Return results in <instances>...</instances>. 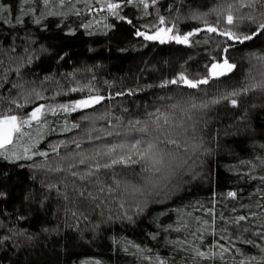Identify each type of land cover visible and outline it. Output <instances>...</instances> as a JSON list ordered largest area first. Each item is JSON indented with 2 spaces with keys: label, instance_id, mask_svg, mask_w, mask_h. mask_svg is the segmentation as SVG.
Returning a JSON list of instances; mask_svg holds the SVG:
<instances>
[{
  "label": "snow or ice",
  "instance_id": "1",
  "mask_svg": "<svg viewBox=\"0 0 264 264\" xmlns=\"http://www.w3.org/2000/svg\"><path fill=\"white\" fill-rule=\"evenodd\" d=\"M160 4L161 0H14L13 11L8 0L0 3V26L7 29L0 31V57H6L10 62L5 67V60L0 58V158L13 164L27 160L31 162L28 167L60 174L57 183L44 186L45 191H55L65 201L75 199L91 203L94 210L111 204L119 210L115 219L128 222H135V218L151 204L163 203L161 194L169 196L197 179L200 174L192 164L199 160L198 154H211L203 147V140H197L201 121L207 123L206 117L218 106L239 109L243 97L254 93L264 95V51H250L239 61L232 56L240 48H251L258 41L264 42V0H212L202 6L206 11L192 10L186 16L174 13H179L182 7L189 8L187 4L174 0L173 4L167 5V14L158 10ZM129 6L138 8L144 17H151L155 22L137 27L132 18L122 14ZM6 16H11V20ZM69 16L93 17L79 25L84 29L112 17L132 26L135 37L161 45L193 48L201 43L219 42L215 45V55L208 53V61L200 75L180 71L158 84L115 90V85L107 81L105 88L98 87L93 82L94 75L78 78L76 73H68L66 79L70 78L72 86L61 84L50 76L33 86L32 81L25 79L23 70L33 63L34 57L29 48L15 44L20 37L12 34L13 30L28 21L47 30L50 18H59L57 27L61 24L67 27L65 18ZM182 16L184 20L198 22L197 26L182 31ZM103 26L109 29L115 28L116 24ZM76 30L69 28L67 35H75ZM92 34L88 32V35ZM202 34L204 38L199 39ZM31 42V34L26 33L24 43ZM91 71L84 69L85 73ZM238 72L242 75L237 84L218 90L216 95L203 87L231 80ZM79 79L88 82L80 84ZM150 88L172 90L177 93L176 99L164 106L166 101L174 98L156 97L154 102L162 107L152 111L145 108L142 117L138 114L127 119L129 109L120 107L119 98L131 97L137 90ZM185 89L191 91L185 92ZM46 92H52V95L46 96ZM71 93L82 95L65 102H48ZM114 108L121 114L114 115ZM74 113L79 114V121L69 123L67 116ZM62 114H66L65 118L57 127ZM49 116L57 119L50 120ZM97 121L105 122L104 126L97 128ZM74 131L76 138L61 139L46 150L38 148L52 133ZM69 144L74 147L68 148ZM193 156H196L195 160ZM36 157L44 159L38 161ZM190 160L192 164H189ZM241 163L256 167L251 161ZM259 163L264 168V157L259 158ZM18 166L25 167L24 164ZM129 177H135L136 181L132 182ZM247 179L260 182L249 194L253 198L251 203L244 202L241 188L226 193L213 192L207 205L201 201L187 205L190 211L174 210L177 212L176 226L169 223L151 235L155 240L161 232L178 234L173 239L160 237L166 245L172 246L171 260L146 255L141 245L128 241L136 250L133 255L146 264H264V175L248 176ZM61 188L65 191L61 192ZM5 196L6 193L0 192V198ZM225 200L231 202L230 206L223 203ZM71 215L77 225L81 217L87 219L75 211ZM107 220L111 222L113 215L109 214ZM5 231L7 234L0 235V245L25 234ZM243 245L251 247L244 249ZM251 249H258L259 254H251ZM124 251L128 252V248ZM147 251L151 252V249ZM79 264H102V261L88 258Z\"/></svg>",
  "mask_w": 264,
  "mask_h": 264
},
{
  "label": "trees",
  "instance_id": "2",
  "mask_svg": "<svg viewBox=\"0 0 264 264\" xmlns=\"http://www.w3.org/2000/svg\"><path fill=\"white\" fill-rule=\"evenodd\" d=\"M4 0H0L3 3ZM14 8V0H8ZM212 0H175V3L187 4L189 8H181L179 13L188 15L192 10L206 11L202 7L210 4ZM174 0H161L158 10L167 14V5L173 4ZM127 14L134 20L137 27L154 23L151 17H144L138 8L129 6L122 14ZM181 17L180 27L187 31L197 26L198 22L184 20ZM11 20V16H6ZM27 20V18H25ZM93 17L69 16L65 18L67 27L63 24L57 27L59 18H50L47 30L32 24L30 21L24 26L13 30L12 34L20 39L15 44L30 49L34 57L33 63L24 69L26 80L38 86L46 76L54 77L61 84L72 86L68 73H76L77 77L95 76L93 81L102 89L109 84L115 85V90L139 89L147 84H158L164 78H171L177 72L187 71L189 75L203 74V65L208 61V53L215 55V45L219 41H212L208 45L201 43L193 48L181 45L164 44L144 41L135 37L133 27L115 21L109 17L107 21L93 24L90 29L79 27ZM116 24L115 28H104V24ZM9 28L11 25L8 26ZM39 28V30H38ZM77 29L75 35H67L68 29ZM7 29L0 26V31ZM88 32L93 33L88 35ZM26 33L31 34V43H24ZM199 39H203L202 34ZM20 47L17 51H20ZM46 49V51H41ZM257 53L264 51V42H256L251 48H240L234 51L232 56L235 60H241L248 52ZM67 54V55H65ZM64 56V59H60ZM38 57V58H37ZM192 59H189V58ZM5 67L9 66L6 57ZM187 61V63H185ZM15 67V65H11ZM246 67V62L244 63ZM91 69L85 73L84 69ZM242 73L238 72L231 80L223 83H214L205 87L211 95H216L218 90H223L237 84ZM10 79H15L10 77ZM87 79H79L80 84L87 83ZM175 88V86H172ZM185 92L191 90H184ZM51 96L52 92H46ZM82 94L71 93L68 97H56L49 103L65 102L67 99L79 98ZM160 96H172L173 100L165 102L171 104L175 101L177 93L172 90L150 88L145 91L137 90L136 95L119 98L121 108H128L127 119L136 115L142 117L145 108L152 111L156 107H162L155 103V98ZM103 111V110H102ZM99 114V113H96ZM119 109L114 108V115H120ZM66 114L60 117V127ZM50 120L56 117L49 116ZM69 123L79 121V114L67 116ZM207 123L201 121L197 131V140H203V147L210 150L207 153L198 154L199 160L192 164L193 169L200 174L197 179L189 181L179 191L169 196H163V203L151 204L135 222L120 221L115 219L119 210L109 204L100 210H94V205L88 202H80L75 199L65 201L55 191L48 193L44 186L49 183H57L60 174L38 170L28 167L30 161H4L0 158V192L6 193L0 198V235L7 234L6 229L24 232L10 242L0 245V264H79L80 261L95 258L100 259L102 264H146L139 256L133 255L135 249L128 244H139L145 249L146 255H159L161 258L171 260L173 253L171 245H166L165 239H173L178 236L172 232H161L157 239H151L162 226L172 223L176 226L177 212L175 209L190 211L186 206L201 201L207 205L213 192L226 193L229 190L243 189L244 202L251 203L250 193L259 186V181L247 179L248 176L264 175V168L260 166L259 158L264 157V95L254 93L242 98L239 109H232L226 105L216 107L206 117ZM103 121H97V128L104 126ZM76 138V132L52 133L38 145L40 150H46L61 139ZM74 146L69 144L68 148ZM38 161L44 158L36 157ZM196 159V156H193ZM56 158L53 157V163ZM251 161L256 167L252 168L248 163ZM24 164L25 167H19ZM132 182L135 177H129ZM68 183V181H65ZM65 189L61 188V192ZM69 195L71 192L69 190ZM47 197V199H45ZM230 206L229 201H223ZM109 209L111 212H109ZM83 214L77 225L76 219L71 212ZM103 211V215H101ZM164 212L166 215H161ZM113 215V220H107V216ZM131 214V213H130ZM196 214V213H194ZM24 217V219H19ZM47 229V231H45ZM209 240L212 237H208ZM119 241V243H117ZM128 248V252L124 248ZM244 249L251 246L243 245ZM151 249V252L147 250ZM251 254H259L258 249H251ZM179 264V262H178Z\"/></svg>",
  "mask_w": 264,
  "mask_h": 264
}]
</instances>
